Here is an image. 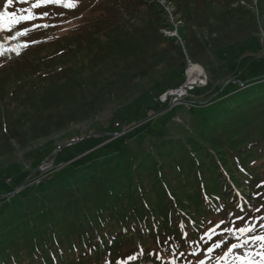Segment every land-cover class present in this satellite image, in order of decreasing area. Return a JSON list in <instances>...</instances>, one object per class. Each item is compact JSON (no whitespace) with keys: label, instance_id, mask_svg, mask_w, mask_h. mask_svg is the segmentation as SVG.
Masks as SVG:
<instances>
[{"label":"trees","instance_id":"1","mask_svg":"<svg viewBox=\"0 0 264 264\" xmlns=\"http://www.w3.org/2000/svg\"><path fill=\"white\" fill-rule=\"evenodd\" d=\"M173 1L178 3V11L189 20L197 23L199 19H205L202 13H197L192 1ZM88 2L91 5L96 0ZM206 2L209 7L215 5L214 0ZM232 2L223 1V6L213 11L215 7L210 15H206L210 35L222 32L232 39L255 22L252 10L240 4L233 7ZM88 11L89 14L93 12L92 9ZM260 11L264 13V1ZM92 17L84 24L88 29L94 28L83 47L89 55L94 50L98 60H84L87 63H82V67L95 70L99 64L119 54L122 46L117 31L112 37L109 30L108 41H102L96 33L100 27ZM200 25L205 26L204 23ZM75 34H70V38L65 36L47 41L59 47L31 66V74L30 70L28 73L40 75L39 80L30 82L26 78L21 81L24 73L20 74L13 66L6 69L11 72V81L17 84L10 90V95L17 99L14 104H18L20 118L32 124L34 136L44 138L60 128L66 129L67 139L62 142L53 139L46 146V153L54 152L66 142L78 141L53 153L51 158L55 164L46 172L38 169L44 157L30 162L31 167L21 165L19 172L10 168L0 170V180L9 178L5 190L0 189V264H104L106 260L113 263L114 260L106 258V254L117 257L118 252L124 250L120 246L130 248L138 244L142 248L150 238L161 235L167 236L164 240L172 237L168 243H179L178 251H185L187 245L182 239V231H187L188 240H198L207 229L206 219H215L231 208L239 209L238 205H245V210L244 213L239 210L236 216L246 213L247 220L258 207L256 199L262 197L264 201V186L257 187L264 182V56H253L255 52H251L250 47L231 56L237 60L233 80L239 81L226 79L216 90L218 99L207 105L186 107L197 116L192 132L186 133V140L155 142V150L151 151L142 145V135L155 131L148 111L150 105L131 114L122 124L106 122L103 130L100 129V119H95L94 131H81L70 126L77 118L75 112L84 113L85 119L86 115L98 110L96 99L89 98L85 92L83 97L88 100L83 106L69 103L64 100V94L59 93L58 88L62 87V91L64 88L58 82L37 92L48 80L46 69L58 58L62 61L60 54L67 52L62 43L66 39L77 40L78 37L72 38ZM180 36L186 42L190 58L195 60L200 59V50L226 46L225 43L214 46L209 37L202 38L194 31H183ZM233 42H227V46ZM32 46L36 44L29 43L26 50ZM178 47L184 56L181 46ZM72 71L77 75L75 70ZM78 81L81 85L82 82ZM94 81L95 77L93 80L91 76L90 83ZM152 105L155 113L158 112L160 106L157 102L152 101ZM207 106L209 108L203 110ZM145 117L150 119L142 123ZM10 119L12 116L6 115L5 110L0 111L5 138L13 133ZM125 129L123 135L113 137L114 132ZM17 132L12 138L17 140L15 146L21 148L30 136L20 130L14 133ZM134 139L139 143L137 148L131 144ZM28 175L30 178L26 180ZM20 185L22 188L14 192L13 189ZM234 200H237L236 204ZM221 206L223 210L218 211ZM221 220L224 218H219ZM263 221L260 220L257 227ZM181 223L184 224L183 230ZM242 223L237 221V226ZM147 250L143 249V255H138L140 249L137 248L131 252L123 251L126 253L117 259L123 264H141L144 260L161 264L160 260L149 255L154 252L161 253L163 264L173 258L171 250L163 252L153 247ZM131 255H138V258L128 260Z\"/></svg>","mask_w":264,"mask_h":264},{"label":"rangeland","instance_id":"2","mask_svg":"<svg viewBox=\"0 0 264 264\" xmlns=\"http://www.w3.org/2000/svg\"><path fill=\"white\" fill-rule=\"evenodd\" d=\"M88 1L76 0V7L71 9L53 4L42 6L39 9L33 10L38 15L36 20L25 21L21 25H15L10 33L6 30L0 31V43L4 45L5 49L24 43L25 38L28 41H42L40 45H38L39 43H33L36 46H32L27 50L23 47L19 48V55L15 51H5L0 56V91L3 90L0 95V111L5 110L6 115L12 116L13 119L10 120L14 128L12 129L13 137L18 134V132L16 134L14 132L19 130L30 136V140L21 148H18L15 146L17 142L16 138L13 139L12 135L9 136L11 138H5V133L1 130L2 120H0V170H8L10 168L19 172L22 167L21 165L27 168L31 167L30 162L44 157V161L38 167H40L42 172H46L55 164L54 158H51V155L53 153L56 154L64 144L70 142L62 144L54 152L47 154L45 151L46 146L50 145L49 143L53 139L57 138L58 142L67 139L66 129L60 128L58 131H54L50 136L44 138L38 137L37 134L34 136L35 132L31 128L32 124L28 120L20 118V111L17 108L18 104H14L17 99L16 97L12 98L10 95V90L14 89L17 84L11 81L12 75L11 72L6 71L7 67L13 66V69L20 74L24 73L21 81L26 80V78L30 82L39 80L40 75H33V73L30 75L31 66L39 58H43V56L58 50L59 47V45L55 46V43H48V40H55L56 38L65 36H67L66 38H70V34L75 32L76 34L72 38L78 37L77 40L66 39V42L62 43V48L68 49L67 52L60 54L62 55V61L58 58L51 67L46 69L48 80L44 82V85L37 92H40L42 89L45 90L44 88L58 82L63 85L64 92L62 91V87L58 88V90L61 91L59 92L60 94H64L65 101L69 103L76 102V104L83 106V102L88 100H85L83 97L85 96V92H87L89 94L88 97L96 99L97 102L98 110L86 115L85 119L82 116L84 113L80 111L75 112L78 115L71 122V129L94 131L96 128L94 120L100 119V129L105 130L108 124L106 122L111 121V125L122 124L131 114L137 110H144L150 105L151 108H148V111L151 116L150 118L153 120L155 131L152 134L142 135L144 137L142 145L143 148L151 151L155 150L153 147L155 142L160 143L169 139L186 140V133L192 132L194 119L197 118L185 106L169 110V105H164V102L160 98L163 93H169L170 90H174L178 86H185L192 80L189 77L191 72L199 70L202 73L203 82L205 80L208 83L207 85L197 87L188 99L195 101L197 105H207L211 101L218 99L219 93L216 90L223 81L235 78L233 71H235L234 65L237 60L232 59L231 56H237L249 47L251 48V52H255L253 56L257 58L264 56V13L260 11L264 0H233L231 6L234 7L240 4L252 10L255 22L252 25L248 22L250 25L248 30H244L232 39H230L231 37L227 38L226 34L222 32L210 35L206 27V15H210L209 13L218 10L220 5L223 6V1L225 2L226 0H214L215 5H212V7L208 6L206 0H189L197 8V13H202L205 17L204 20L199 19V23L189 20L186 15H183V12L178 11V3L173 0H96V3H92L91 5H89ZM4 2L5 0H0V10L3 9ZM32 2L33 0H29L28 4L14 2L9 7V11H16L21 7L29 8ZM90 9L93 10L92 14H89L90 11L88 10ZM43 12H48L49 15L40 18L39 14ZM90 16H93L92 18L97 23L96 25L100 27L96 33L99 34L102 41L108 39L109 30H111L112 37L115 31H117L116 34L120 40L119 45L122 46V51L119 54L108 58L102 65L99 64L100 66L98 65L95 70L94 68L82 67V63H87L84 60L91 62H93V58L98 60V55H96L94 50L92 51V55H89L87 49L83 47L86 38L90 35L89 32L94 28L88 29L84 25ZM86 17L88 18L86 19ZM219 18L217 19L219 20ZM201 23H204L205 26H201ZM33 24H48L49 27L33 29L27 35L13 40L7 39L8 35L15 36L16 31L21 30L23 27L31 28ZM52 25L55 26L53 27ZM183 31H194L202 38L209 37L214 46H218L221 43H225L224 45L226 46H218L206 51L200 50V59H192L186 49L185 40L180 36ZM176 33H178V37L174 35ZM171 37H176L177 39L172 40ZM229 41L234 42L230 46H227V42ZM178 46H181L184 56L180 53ZM72 51V55L68 56ZM75 51L76 53H74ZM184 62H186L185 65H182ZM245 62L246 60L242 62L241 67L244 66ZM72 70H75L77 75ZM63 74L67 75L63 77ZM72 75L80 80L82 84L79 85V81L73 79ZM91 76H93V80L95 77V81L92 83H90ZM233 81H239V79ZM85 82H88V84ZM72 87L75 90L74 94L71 92ZM159 94L161 95L159 96ZM1 101L3 104H1ZM152 101L157 102L160 106L158 108L159 111L156 113ZM209 106L203 108V110H207ZM150 118L145 117L142 123ZM125 132L126 129L116 131L113 133V137H119ZM83 138L84 136L81 137V139ZM131 144L137 148L139 143L134 139L131 141ZM29 178L30 175L27 176L26 180ZM36 179L39 180V177ZM8 181L9 178L0 180V189L5 190V187L8 186ZM21 188L22 185L13 190L16 192ZM8 193H11V191ZM256 200L259 203L258 207L264 204L262 197ZM236 202L237 200H234V204ZM230 206L232 207V205ZM229 213H233L236 216L240 211L237 208H231L228 213H222L215 219H206L205 224L207 225V229L219 223V218H224V220L225 218L229 219ZM261 215L264 216V208H261L259 212H251L248 217H259ZM259 222L260 220L256 219L250 221V223H255L256 225ZM208 224L212 225L209 226ZM229 226H231L230 223ZM221 227H224V225H221ZM257 229L259 231V226ZM221 231L222 229H217L218 234ZM213 236L215 240L218 239V235L214 234ZM159 238V244L157 243L158 238H150L148 244L142 248L147 250L153 247L163 252L170 251L169 245L171 243H164V238L166 239L167 236L161 235ZM119 248L124 249L123 251L126 252H131L135 248L141 249L138 244L131 245L130 248H123L122 246ZM253 250L257 249L253 247ZM123 251H119L118 254L120 255L117 257L126 253ZM240 251L243 252L244 250ZM216 254H220V250L213 254L209 264H216ZM117 257L106 254V258L114 260L112 264H116ZM188 259L194 260L196 258L191 256L180 257L178 264H186ZM143 264L153 263L147 261Z\"/></svg>","mask_w":264,"mask_h":264},{"label":"snow or ice","instance_id":"3","mask_svg":"<svg viewBox=\"0 0 264 264\" xmlns=\"http://www.w3.org/2000/svg\"><path fill=\"white\" fill-rule=\"evenodd\" d=\"M18 4H28L29 0H5L3 9L0 10V31L6 30L11 32L13 26L21 25L25 21H33L38 18V15L33 11L34 9H39L45 5H58L65 8L71 9L76 7V0H33L31 7L18 8L16 11H9V7L13 3ZM48 12H43L39 14L40 18L48 16ZM62 15V13H61ZM53 27L55 25H52ZM48 28V24H33L31 28L23 27L21 30L16 31L15 36L8 35V40H13L18 37H23L27 35L31 30L36 28ZM40 41H25L19 45H13L9 49H5L4 45L0 43V56L4 54L5 51H15L19 55V48H26L29 43H39ZM264 186V182L257 187ZM259 195V193H257ZM239 210L244 213L245 205H238ZM261 208H264V204L260 207L254 209L255 212H259ZM221 206L218 211H222ZM246 215V213H245ZM245 215L234 216L233 213H229L228 220H221L214 227L208 228L202 235H200L198 240H188L187 231H182V239L187 245L186 251H178L180 248L179 243L170 244L169 247L172 252V257L168 264H178L180 257L191 256L196 259H188L186 264H209L213 254L216 250H220V254L215 255L216 264H264V223L259 224V231L255 223H250L253 219L264 220V217H248L245 219ZM234 217V218H233ZM237 221L243 222L241 226H237ZM211 223V222H209ZM229 223L231 226H229ZM221 225H224L222 231L218 234L217 229H220ZM180 228L184 229V224L181 223ZM218 235V239L213 241V235ZM169 237L165 240V244H168ZM209 241L212 243L209 244ZM203 242V244H201ZM159 244V238L157 240ZM253 247L257 250H253ZM240 250H244L241 252ZM138 255H143V249H140ZM138 255L128 256V260H136ZM149 255L154 256L156 260H160L163 264V257L161 253L154 252ZM259 257V259H257ZM105 264H112L111 260H106ZM116 264H123V261L117 260Z\"/></svg>","mask_w":264,"mask_h":264},{"label":"built area","instance_id":"4","mask_svg":"<svg viewBox=\"0 0 264 264\" xmlns=\"http://www.w3.org/2000/svg\"><path fill=\"white\" fill-rule=\"evenodd\" d=\"M202 82L203 79L201 81L191 80L185 86H178V90L173 93H163V95H161V100L164 103H168L170 108L178 104H183L186 102L185 98L189 94V90H191L195 85L206 83L205 80L203 83Z\"/></svg>","mask_w":264,"mask_h":264},{"label":"bare ground","instance_id":"5","mask_svg":"<svg viewBox=\"0 0 264 264\" xmlns=\"http://www.w3.org/2000/svg\"><path fill=\"white\" fill-rule=\"evenodd\" d=\"M192 80H198V81H201L203 78H202V73L199 72V70H193L190 74V76ZM178 90V88L174 89V90H170L169 93H173L174 91ZM161 98V97H160Z\"/></svg>","mask_w":264,"mask_h":264},{"label":"water","instance_id":"6","mask_svg":"<svg viewBox=\"0 0 264 264\" xmlns=\"http://www.w3.org/2000/svg\"><path fill=\"white\" fill-rule=\"evenodd\" d=\"M243 84V83H242ZM77 140H74V141H72V142H76ZM72 142H69V143H66V144H64V145H68V144H70V143H72ZM63 145V146H64Z\"/></svg>","mask_w":264,"mask_h":264}]
</instances>
